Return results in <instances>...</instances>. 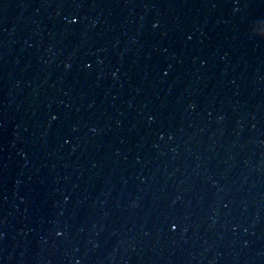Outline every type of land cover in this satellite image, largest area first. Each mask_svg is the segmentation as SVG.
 <instances>
[{
  "label": "water",
  "instance_id": "1",
  "mask_svg": "<svg viewBox=\"0 0 264 264\" xmlns=\"http://www.w3.org/2000/svg\"><path fill=\"white\" fill-rule=\"evenodd\" d=\"M0 264H264V0H0Z\"/></svg>",
  "mask_w": 264,
  "mask_h": 264
}]
</instances>
